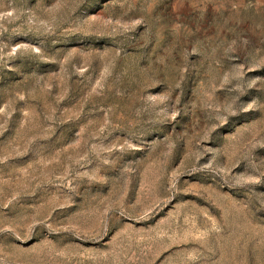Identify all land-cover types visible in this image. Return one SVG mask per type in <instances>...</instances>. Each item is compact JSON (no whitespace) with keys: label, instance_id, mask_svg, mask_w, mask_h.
Returning a JSON list of instances; mask_svg holds the SVG:
<instances>
[{"label":"rangeland","instance_id":"rangeland-1","mask_svg":"<svg viewBox=\"0 0 264 264\" xmlns=\"http://www.w3.org/2000/svg\"><path fill=\"white\" fill-rule=\"evenodd\" d=\"M0 264H264V0H0Z\"/></svg>","mask_w":264,"mask_h":264}]
</instances>
